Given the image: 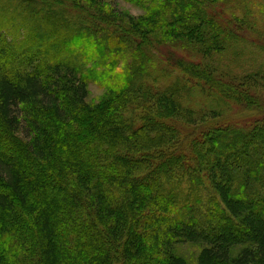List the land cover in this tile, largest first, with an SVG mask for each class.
Returning a JSON list of instances; mask_svg holds the SVG:
<instances>
[{"label": "trees", "instance_id": "trees-1", "mask_svg": "<svg viewBox=\"0 0 264 264\" xmlns=\"http://www.w3.org/2000/svg\"><path fill=\"white\" fill-rule=\"evenodd\" d=\"M4 1L0 264H192L186 243L194 264H264V70L226 80L212 59L247 20L221 0H159L150 19ZM154 43L172 49L151 79ZM94 75L110 91L90 103ZM230 101L259 117L225 118Z\"/></svg>", "mask_w": 264, "mask_h": 264}, {"label": "rangeland", "instance_id": "rangeland-1", "mask_svg": "<svg viewBox=\"0 0 264 264\" xmlns=\"http://www.w3.org/2000/svg\"><path fill=\"white\" fill-rule=\"evenodd\" d=\"M65 4V12L67 14H99V11H96L95 6L100 7L103 14H114L122 15L126 14L129 17L137 18L139 16H152L156 15L155 10L156 6L159 4V0H61ZM0 2H5L0 0ZM74 8H71V6ZM216 7V6H215ZM217 10L221 12V16L225 19L233 17L242 18L247 20L245 23L247 31L245 29H238L235 27L236 32L246 31V37H238V41L235 47L229 46L221 54L213 55L212 59L214 64L218 67L217 72L222 73V78L226 80H231L232 78H238L245 74L255 73L258 70H264V0H221L217 5ZM45 9L41 6L37 7L34 10L35 15H40L44 13ZM52 12V10H51ZM54 13V12H53ZM60 13V12H59ZM32 16V15H31ZM73 16V15H72ZM70 17V16H69ZM232 17V18H233ZM147 19V20H148ZM40 25L39 23H36ZM249 24V26H247ZM233 27V26H232ZM234 28V27H233ZM240 28V27H239ZM238 30V31H237ZM235 32V33H236ZM106 37L111 40H117L114 35L106 33ZM96 41V40H95ZM119 41V40H117ZM103 44L100 39L95 43L91 41V46H97ZM155 44V45H154ZM153 53L155 54L156 66L152 71H158L157 73L151 74V77L161 76L159 72L163 71L162 61L164 59L163 55L166 52L170 51L172 47L161 44L154 43ZM103 54L104 52L101 51ZM188 59H191L193 62H201L203 64H210L208 59L204 58L200 54L195 53L193 50L189 49L183 54ZM206 66V65H205ZM210 66V65H208ZM91 64H87L86 68H90ZM160 69H162L160 71ZM260 70V71H261ZM119 72L122 70L114 69V72L111 73L114 76L119 75ZM264 73V72H260ZM259 73V74H260ZM264 75V74H263ZM159 78V77H158ZM254 81L256 89L254 90L255 94L258 95L262 100H264V76ZM93 81H89L88 84V102L97 103L103 98L109 96V87L103 85L106 80L105 76L94 75ZM238 80V79H237ZM95 81V82H94ZM170 82V81H169ZM202 94L199 91H196L191 97V100L185 104L199 108L205 107L208 104V100L201 96ZM261 100V101H262ZM185 102V101H184ZM236 103L237 101H233ZM230 101V106L228 110L223 113L225 118L230 119L234 118L237 122H248L253 121L259 117L258 109L249 110L243 106H239ZM178 253L185 257L190 263L194 264L200 247L190 243L182 244L177 248Z\"/></svg>", "mask_w": 264, "mask_h": 264}]
</instances>
